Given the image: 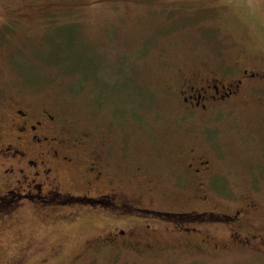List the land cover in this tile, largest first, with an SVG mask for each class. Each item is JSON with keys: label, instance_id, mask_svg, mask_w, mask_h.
I'll use <instances>...</instances> for the list:
<instances>
[{"label": "rangeland", "instance_id": "rangeland-1", "mask_svg": "<svg viewBox=\"0 0 264 264\" xmlns=\"http://www.w3.org/2000/svg\"><path fill=\"white\" fill-rule=\"evenodd\" d=\"M235 63L264 70V0H0V87L55 109L94 148L106 145L114 174L141 164L157 175L159 209H205L193 181L176 177L186 166L178 154L195 148L213 167L206 187L215 222L239 210L247 224L237 230L250 241L214 252L157 225L137 232L135 249H90L108 225L70 207L81 213L75 221L28 215L0 227V264H264V79L216 114L180 96L189 69L214 76ZM123 180L128 199L144 191V177ZM248 203L255 208L244 214Z\"/></svg>", "mask_w": 264, "mask_h": 264}, {"label": "flooded vegetation", "instance_id": "flooded-vegetation-1", "mask_svg": "<svg viewBox=\"0 0 264 264\" xmlns=\"http://www.w3.org/2000/svg\"><path fill=\"white\" fill-rule=\"evenodd\" d=\"M213 71L208 75L214 76H206L188 70L190 77L184 80L180 96L192 110L216 114L243 101L252 92L251 84L264 79V70L255 72L238 63ZM92 141L88 134L79 136L69 131L62 114L55 109L15 88L8 92L0 87V227L21 224L28 215L43 222L75 221L81 213L68 209L83 207L108 225L93 238L96 243L90 249H135L137 232L156 233L157 225H163L166 236L179 237L214 252H224L231 245L250 246L248 236L242 238L237 230L247 224L239 210L223 214V221L215 222L219 213L210 209L206 187L214 176L213 167L195 148L178 154V164L186 166L185 172H177L176 177L182 183L187 177L193 181L198 187L195 199L205 209L178 211L155 206L159 199L157 175L150 176L141 164L132 169L120 167V175L114 174L112 167L117 159L107 154L106 145L94 148ZM127 173L145 180L144 191L131 200L118 188ZM245 207L243 212L248 214L255 205L248 203ZM121 220L124 227L118 226ZM214 227L221 235L210 230ZM249 236L256 239L258 235Z\"/></svg>", "mask_w": 264, "mask_h": 264}]
</instances>
